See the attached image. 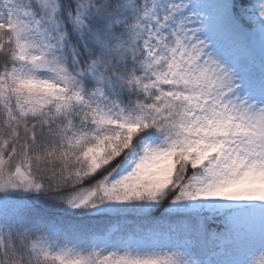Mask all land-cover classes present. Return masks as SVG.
I'll list each match as a JSON object with an SVG mask.
<instances>
[{"label": "snow or ice", "instance_id": "snow-or-ice-1", "mask_svg": "<svg viewBox=\"0 0 264 264\" xmlns=\"http://www.w3.org/2000/svg\"><path fill=\"white\" fill-rule=\"evenodd\" d=\"M0 264H264V0H0Z\"/></svg>", "mask_w": 264, "mask_h": 264}]
</instances>
